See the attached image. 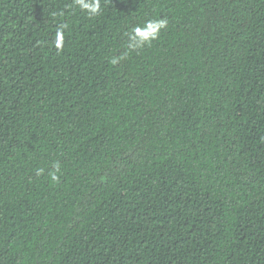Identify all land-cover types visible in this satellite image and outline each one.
I'll return each instance as SVG.
<instances>
[{
	"label": "trees",
	"instance_id": "trees-1",
	"mask_svg": "<svg viewBox=\"0 0 264 264\" xmlns=\"http://www.w3.org/2000/svg\"><path fill=\"white\" fill-rule=\"evenodd\" d=\"M98 2L0 0V264H264V0Z\"/></svg>",
	"mask_w": 264,
	"mask_h": 264
},
{
	"label": "clouds",
	"instance_id": "clouds-1",
	"mask_svg": "<svg viewBox=\"0 0 264 264\" xmlns=\"http://www.w3.org/2000/svg\"><path fill=\"white\" fill-rule=\"evenodd\" d=\"M77 3L80 4L81 7L84 8H89L91 9L92 13H96L99 10V2L98 0H96L95 3L93 4H86L84 3V0H77ZM167 24L166 20H160V21H156L153 22L149 25V32H147L148 34H151L153 36H155V34L157 33V30L160 28H164ZM136 30H139V28H137ZM141 35H143V33H141ZM62 39V33L58 32L57 33V47L60 46V40ZM54 167L57 168V170L59 169V165L56 164L54 165ZM39 171H43L42 169ZM51 179L52 180H56L58 177L55 175V173H50Z\"/></svg>",
	"mask_w": 264,
	"mask_h": 264
}]
</instances>
